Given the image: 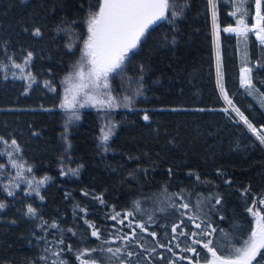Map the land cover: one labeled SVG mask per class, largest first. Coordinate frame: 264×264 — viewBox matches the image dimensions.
I'll use <instances>...</instances> for the list:
<instances>
[{"label":"trees","instance_id":"trees-1","mask_svg":"<svg viewBox=\"0 0 264 264\" xmlns=\"http://www.w3.org/2000/svg\"><path fill=\"white\" fill-rule=\"evenodd\" d=\"M237 2L230 0L218 5L217 48L224 73L223 83L233 104L255 127L264 128V108H260L259 102L248 94L239 80L246 56L251 61L249 67L257 62L264 65V46L257 44L252 35L245 41L223 31L228 25L236 27L237 15L228 13L235 11ZM89 3L90 0H28L27 3L0 0V60L6 59L5 48L18 63L23 62L26 51L32 52L30 70L38 81L24 94L26 81L11 77V72L20 75L18 69H10L8 79H3V73H0V136L9 141L15 139L20 145L23 159L33 169L32 173L25 171L24 176L31 178L34 175L36 180L45 175L51 178L40 188L43 200L36 195L25 196L28 185L16 175L11 161L0 155V164L5 165L0 170L3 172L0 175V202L7 204L6 209L0 211V264H44L39 260L44 241L37 238L46 235L48 240L56 239L55 229L46 227L42 231L37 227L38 220L24 215L27 204L37 208L44 220H54L65 228H73L77 235L66 233L64 239L65 245L71 244L75 250L77 245L99 244L90 236L91 230L85 235L86 225L74 215L75 205L87 209V218L95 222L104 236L107 232H115L114 225L121 228L116 221L105 218L113 208L123 212L133 201L139 200L141 212L152 214L156 221L155 239L166 244L167 239L161 235L165 228L161 225L170 222L171 217L159 211L161 207L166 208V204L161 203L165 186L169 193L181 189L191 193L193 204L198 195L218 193L221 198V204L216 205L219 214L209 213L213 226L218 224L225 230L228 234L226 242L241 246L247 230L255 226V217L246 207L255 201L258 210L264 209L257 199L264 196V144H260L243 124L222 111L226 104L217 82L212 19L207 0H175L177 18L172 23L162 22L150 29V34L141 40L134 53H130L123 76L111 80L115 90L113 95L134 92L137 76L143 68L144 95L135 100V111L120 107L112 113L119 130L106 154L101 153L98 144L100 113L83 111L81 123L71 128V148L67 149L62 141L66 117L58 108V98L63 95L61 81L81 56ZM262 4L264 15V0ZM247 6L251 11L246 22L252 26L254 4ZM72 21L75 23H70ZM58 27L70 28L74 35L58 33ZM37 28L41 31L40 36L33 35ZM70 40L75 42L71 52L66 47ZM27 71L26 68L25 75ZM252 77L253 86L264 94V67H253ZM47 80L53 81L55 93L43 87V81ZM145 112L149 115L148 121L143 119ZM66 160L71 168L83 166L78 176L61 174V166ZM169 169H172L171 175ZM189 172L198 173L205 182L195 181ZM8 190L15 195L9 196ZM245 190H248L247 194ZM85 192L102 195L105 203L100 204L92 195L85 196ZM204 210L208 211V208ZM261 213L264 215V211ZM220 215L225 219L220 220ZM143 235L152 241L147 233ZM172 243L176 254L191 256L190 252L175 248V241ZM146 247H156L162 256L172 255L154 243ZM195 247L201 258L205 254L210 258L202 247ZM92 255L109 254L96 252ZM143 255L149 256L147 252ZM261 256H264V249L255 264ZM63 258L67 264H79L73 252L66 248ZM149 259L152 264H169L154 256ZM142 264H148V261Z\"/></svg>","mask_w":264,"mask_h":264},{"label":"snow or ice","instance_id":"snow-or-ice-1","mask_svg":"<svg viewBox=\"0 0 264 264\" xmlns=\"http://www.w3.org/2000/svg\"><path fill=\"white\" fill-rule=\"evenodd\" d=\"M27 2L28 0H21V3ZM207 2L211 8L213 31L218 43L220 32L218 5L219 3L230 2V0H207ZM249 4L255 5V17L257 20V23L251 27L246 22L251 11L250 7L247 6ZM261 7L262 0H238L235 4V11L228 14L236 16L238 12L242 11V15L237 18L236 27L228 25L223 28V31L235 33L245 41L248 33L252 32L255 34L256 39L259 40L261 46H264V15L261 14ZM177 15L175 0H90L85 19L87 32L86 38L83 40L81 56L79 61L73 65L74 71L61 81V84L64 85L63 95L62 98H58L60 100L58 108L66 114L65 131L62 138L69 149L71 144L68 142V125L81 119L80 109L91 107L101 113L99 116L101 121L99 127L100 135L98 137L99 145L105 152L109 150V141L115 134L117 127L110 113L120 107L136 110L133 108L135 100L144 95L143 68L141 67L137 76L134 92H128L125 89L128 94L113 95L115 90L112 87L111 80L123 76L126 62L130 61V53H134V50L139 47L141 40L150 34V29L160 22L172 23L177 18ZM70 23H75V21ZM57 31L58 33L63 31L74 35L70 28L58 27ZM33 35L40 36V29H35ZM66 47L71 52L75 47V42L70 40ZM4 54L6 59L0 60V73H3V79L9 78L10 69H18L20 75L17 76L15 72H11V77L26 81L24 94H27V90H31L33 85L38 83L36 76L30 70L33 53L26 51L22 63L16 62L13 54L8 53L7 48L4 49ZM217 61V76L219 78L217 82L220 85V92L228 105L222 111L228 113L231 109L232 112H235L248 130L256 136L261 144H264V134H262L264 130H258L244 113L233 104L232 99L229 98L228 91L223 83L224 73L219 53ZM250 63L251 61L247 59V56L242 61L239 74L240 84L247 90L248 94H255L260 97L261 106L264 107V94L259 93V90L253 86L252 77L253 67H264V65L257 62L253 67H249ZM26 68L28 71L25 75ZM43 87L53 93L57 91L51 80L43 81ZM45 110L52 111L53 109ZM172 110L177 111L178 109ZM198 110L204 111V109ZM143 119L145 121L149 120L147 112L144 113ZM21 152L22 149L15 139L9 141L0 136V155L6 156L11 161V167L17 170L16 175L21 178L23 183L28 185L29 191L25 192L24 195H36L43 200V196L40 195V188L46 185L51 178L45 175L42 179L36 180L34 175L31 178L24 176L23 173L25 171L32 173L33 169L23 159ZM4 167V164H0V170H3ZM82 167V165H79L76 168H62L61 174L78 176ZM168 172L171 175L172 169H169ZM0 175H3L2 171H0ZM188 175L194 177L197 182H205L202 181L198 173L189 172ZM225 182L231 183L229 180ZM247 192L248 190H245V194ZM83 194L85 196L92 195V198L100 204L105 203L102 195H93L88 192ZM8 195L14 196L15 193L8 190ZM162 195L164 199L161 203H165L166 208L161 207L159 211L171 217L170 222L161 225V227L165 228L161 235L167 239L168 242L166 244L155 239L157 236L155 230L156 221L152 214L141 212L139 200L133 201L131 207L123 212L116 211L113 208L112 212L105 217L116 221L117 225L130 229V233L123 232L121 228H116L114 225L115 232H107L104 236H102L101 229L97 227L95 222L87 218V209L79 204L75 205L74 215H78L79 219L86 225L85 235H88V230H91L90 236L95 237L99 241L97 246L81 247L77 245L75 250L71 244L65 245L64 239L66 233L77 235L73 228H65L54 220H44L43 216L32 204L26 205L24 215L33 221L38 220L37 227L42 231L46 230V227L56 230L55 240H48L46 235H41L37 238L38 241H44V247L41 250L42 254L39 256V260L43 261L44 264H67V261L63 258L65 248L68 252H73L79 264H97L98 261L99 264H142L143 261H148V264H152L149 256H154L156 259H163V256L157 252L156 247H146V245L154 243L156 246L165 248L173 256H176L173 251V241L176 242L174 244L175 248L180 249L181 252H190L196 257L195 261L189 257H177L180 260H188V264H201V253L197 251L196 245H199L206 250V253L210 254V258L206 254L203 256L204 264H252V261L264 249V215L261 214L264 209L254 211L257 208L255 201L250 207H246V210L255 217V226L247 230L246 239L243 240L241 246L236 247L234 244L226 242L228 234L218 224L213 226L214 222L210 219V212L219 214V210L216 209V205L221 204V198L218 193L210 192L208 195H198L195 204L190 199L191 193L186 192L184 189L169 193L167 186H165ZM257 199L260 205H264V196ZM6 207V203L0 202V211H4ZM206 207L208 211L204 210ZM81 213L83 215H80ZM138 214L141 216L147 215V220L136 219ZM219 218L220 220L225 219L223 215H220ZM149 228L153 230L149 231ZM177 229H179V232H177ZM137 230H139V236ZM144 233L152 237V241L146 240ZM83 243L84 241L81 240V244ZM113 243H116L117 246L105 247V245ZM49 244L54 246L48 247ZM137 248L140 251H134ZM96 252L109 255L94 257L92 253ZM145 252L149 256L143 255ZM169 264H175V260L169 261ZM257 264H264V256H261Z\"/></svg>","mask_w":264,"mask_h":264},{"label":"rangeland","instance_id":"rangeland-1","mask_svg":"<svg viewBox=\"0 0 264 264\" xmlns=\"http://www.w3.org/2000/svg\"><path fill=\"white\" fill-rule=\"evenodd\" d=\"M262 10V9H261ZM210 13H211V19H212V12H211V8H210ZM240 15H242V11L241 12H238L237 13V18H239V16ZM254 15H255V11H254V14H253V17H254ZM263 15V14H262ZM253 25H254V23H253ZM249 27H251V26H249ZM212 31H213V25H212ZM227 34H232V33H227ZM236 35V34H235ZM248 35H252L253 37H254V39H255V41L257 42V44H259V45H261L258 41H257V39H256V36H255V34H253L252 32H249L248 33ZM213 44H214V59H215V68H216V73H217V64H218V61H217V55H218V48H217V39H216V35H215V33H214V31H213ZM80 59V58H79ZM79 61V60H78ZM75 65V64H74ZM254 65H255V63H254ZM74 71V68H73V66L71 67V69H70V71H69V73L67 74V75H69L71 72H73ZM66 75V76H67ZM65 76V77H66ZM64 77V78H65ZM63 78V79H64ZM217 78H218V76H217ZM62 79V80H63ZM219 79V78H218ZM218 87H219V91H220V85L218 84ZM64 89V85H62V90ZM220 95H221V97L223 98V95L220 93ZM251 96L254 98V99H256V101L257 102H259V106H260V108L261 109H263L264 107H262L261 106V99H260V97H258V96H256L255 94H251ZM223 100H224V98H223ZM225 101V100H224ZM225 103L227 104V102L225 101ZM226 107H228V105H226ZM119 109V108H118ZM118 109H116V110H114V111H117ZM85 110H95V111H97L96 109H94V108H91V107H85V108H82V109H80V114H81V119L79 120V121H75V122H73L72 124H70V125H68V128H69V132H68V142L70 143V141H69V139H70V135H71V128H73L74 126H76V125H78L79 123H81V121H82V116H83V111H85ZM114 111L113 112H111L110 113V115H111V117H112V113H114ZM263 111H264V109H263ZM229 115L231 116V117H233L237 122H240V118L236 115V113L235 112H232L231 111V109L229 110ZM64 115H65V117H66V114L64 113ZM100 115H101V113H100ZM112 119H113V121H114V118L112 117ZM116 124H117V127H116V130H115V134L111 137V139H110V141H109V145H110V143L112 142V140H113V138L115 137V135L117 134V132H118V130H119V124L116 122V121H114ZM65 123H66V120L64 121V123H63V125H62V137H63V134H64V131H65ZM258 130H264V128H257ZM250 133L253 135V133L250 131ZM262 134H264V131H262ZM254 136V138L259 142V140L256 138V136L255 135H253ZM62 141L65 143V145H66V142H65V140L62 138ZM260 143V142H259ZM98 144H99V140H98ZM261 144V143H260ZM263 145V144H262ZM67 146V145H66ZM99 147H100V150H101V153L102 154H106L107 152H105L104 150H103V148L99 145ZM67 149H68V147H67ZM69 162H67V160L63 163V166H61V168H68V167H70V165L68 164ZM139 215V214H138ZM137 215V217H138V220H142V219H145V220H147V215H145V216H141V215H139L138 216ZM134 226V225H133ZM121 229H122V231L123 232H129L130 233V229H128V228H125V227H123V226H121ZM177 232H179V229H177ZM137 234L138 235H140V233H139V230H137ZM115 244L116 243H113V244H111V245H109V246H112V247H116L117 246V244H116V246H115Z\"/></svg>","mask_w":264,"mask_h":264},{"label":"flooded vegetation","instance_id":"flooded-vegetation-1","mask_svg":"<svg viewBox=\"0 0 264 264\" xmlns=\"http://www.w3.org/2000/svg\"><path fill=\"white\" fill-rule=\"evenodd\" d=\"M262 7H263V4H262ZM261 7V14H263V8ZM254 9H255V5H254ZM254 9H253V13H252V16H253V14H254ZM254 23H255V17H254ZM176 243V242H175ZM197 248V247H196ZM178 250H180V249H178ZM197 251H198V248H197ZM191 256H189V258H191L193 261H195L196 260V257H194L193 255H192V253L190 254ZM180 256H183L182 254H176V256H173V255H168V256H163V259H161L162 261H166L167 260V262L169 263V261H171V260H175V264H187L188 263V260H180V259H178L177 257H180ZM185 257V256H184ZM200 260H201V264H204V261H202L203 260V258H200Z\"/></svg>","mask_w":264,"mask_h":264},{"label":"water","instance_id":"water-1","mask_svg":"<svg viewBox=\"0 0 264 264\" xmlns=\"http://www.w3.org/2000/svg\"><path fill=\"white\" fill-rule=\"evenodd\" d=\"M254 11H255V9H254ZM254 17H255V15H254ZM254 17L252 16V25H253V23H254ZM161 23H162V22H160L159 24H161ZM159 24H158V25H159ZM156 26H157V25H156ZM154 27H155V26H154ZM220 93H221V92H220ZM222 99H223V98H222ZM223 101H224V100H223ZM224 103H225V101H224ZM225 104H226V103H225ZM226 105H227V104H226ZM240 123L243 124V122H241V121H240ZM243 125H244V124H243ZM244 126L247 128L246 125H244ZM247 130H248V128H247ZM248 131L250 132V130H248ZM256 210H258V209H257V208L254 209V211H256ZM261 214H262V213H261ZM257 256H258V255H257ZM256 258H257V257H256ZM256 258H255V260L252 261V264H255V262H256Z\"/></svg>","mask_w":264,"mask_h":264},{"label":"bare ground","instance_id":"bare-ground-1","mask_svg":"<svg viewBox=\"0 0 264 264\" xmlns=\"http://www.w3.org/2000/svg\"><path fill=\"white\" fill-rule=\"evenodd\" d=\"M257 23V20H256V17H255V23L254 25ZM232 34H235V33H232ZM259 42V40H257ZM260 43V42H259ZM242 122V121H241Z\"/></svg>","mask_w":264,"mask_h":264}]
</instances>
